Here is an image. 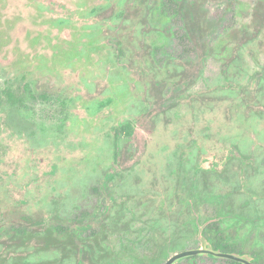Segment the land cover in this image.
<instances>
[{
    "label": "rangeland",
    "instance_id": "1",
    "mask_svg": "<svg viewBox=\"0 0 264 264\" xmlns=\"http://www.w3.org/2000/svg\"><path fill=\"white\" fill-rule=\"evenodd\" d=\"M197 169L211 172L186 184ZM263 190L264 0H0V227L41 219L84 238L123 203L108 264H162L203 238L229 250L191 230L159 259L151 239L168 222L246 203L226 242L257 262ZM5 237L0 264L60 255ZM67 257L87 264L85 252Z\"/></svg>",
    "mask_w": 264,
    "mask_h": 264
},
{
    "label": "trees",
    "instance_id": "2",
    "mask_svg": "<svg viewBox=\"0 0 264 264\" xmlns=\"http://www.w3.org/2000/svg\"><path fill=\"white\" fill-rule=\"evenodd\" d=\"M188 15L189 14L186 11L184 17L188 24H190L191 19ZM188 24H186V32L188 37H191L192 29L191 26ZM193 191V187L191 188V186L188 185L187 192L189 197L194 198ZM232 194L234 193L231 192V195ZM228 205L233 206V208H230L231 211H229ZM248 205L249 204L246 203L237 205V207L240 208L239 210L235 209L234 202L229 204L222 203L221 205L216 206L217 213L220 214L222 218L220 221L217 222H206L204 221V217H202L201 215L195 216V218H193L194 221L191 220L193 222H188L185 220L172 221L171 217H173L172 215L176 213H171L169 217L167 215L166 221H171L168 222V225L170 226L167 228L168 233L166 234V237H164V239L162 238L159 240L155 238L151 239V241L157 247H160L157 256H159V259L160 257H166L168 254L164 252V247H168L174 242L181 241L185 237L189 236L191 234V230L197 231L198 233L205 235L207 241L212 245H221L224 248L228 247L229 250H225L224 252L244 256L245 252L239 249L237 250L235 248L236 245L230 246L226 242V240L228 239V237L235 236L234 234L230 233L231 229L239 228L237 227L238 222L231 223V220H233V218H236L235 220L238 221L240 217L246 216L247 212L245 214L244 211H247L249 207ZM117 206L118 209L115 214H110L105 220H102V227H100L99 231L84 238L80 236L78 237L76 231H72L70 228H67L64 224L49 221V224L47 225L45 221L41 219H25V222H19L18 225L13 223L8 224L6 226L0 227V234L6 235L5 242H7V244L9 245L13 244L15 246H25L31 240L38 239L43 242V245H41L40 247L41 250H46L54 247L60 252L59 257L56 258V260H52L50 262H40L36 264H63V261L66 259V254L68 255L67 258H71L70 260H73L77 258V256H79V254L82 252L86 253L87 264H108L111 262L109 259L110 257H112L111 254L114 255V253L106 246V243L109 240L108 235L111 234L113 231L117 230L116 227L118 226V224H120L122 216L124 214L122 210L123 203H119ZM195 206L197 205L195 204ZM246 217H249V215ZM254 217L255 219H257L259 216L256 214L254 215ZM161 219H163V217ZM83 243L87 246H81ZM235 250H237V252H235ZM257 257V262H253H255L256 264H264V255L260 254ZM12 260V264H32L28 262V260H26V255L12 257ZM154 261L155 259H152V262ZM231 262L233 264H241L240 262L234 260H232Z\"/></svg>",
    "mask_w": 264,
    "mask_h": 264
},
{
    "label": "water",
    "instance_id": "3",
    "mask_svg": "<svg viewBox=\"0 0 264 264\" xmlns=\"http://www.w3.org/2000/svg\"><path fill=\"white\" fill-rule=\"evenodd\" d=\"M211 255L218 258H225L234 261H238L241 264H256L255 262L249 260L248 258L240 255H236L234 253L224 252V251H216L206 246L205 238L202 239V245L199 247L185 248L182 251H178L169 257L162 264H174L178 259L185 258L188 256L195 255Z\"/></svg>",
    "mask_w": 264,
    "mask_h": 264
},
{
    "label": "flooded vegetation",
    "instance_id": "4",
    "mask_svg": "<svg viewBox=\"0 0 264 264\" xmlns=\"http://www.w3.org/2000/svg\"><path fill=\"white\" fill-rule=\"evenodd\" d=\"M200 171H202L203 173H209V172H211V171H205V170H203V169H197V170H195V171H193V172H191L189 175H188V177H186L185 179H186V184H188V178H189V181H190V183H198V177H199V172ZM202 177H207V176H205V175H201ZM258 192V191H257ZM259 193V192H258ZM260 195H264V190H263V192L261 193H259ZM195 199L194 198H192V197H189L188 196V200H187V202H189L188 204L189 205H195L194 203H193V201H194ZM222 204V203H221ZM220 203H218V204H216V203H214V204H212V205H221ZM203 205H206V204H203ZM240 205V204H239ZM257 210H255V213H257L256 212ZM196 216H200V215H196ZM202 216V215H201ZM227 216V215H226ZM258 216H260V217H262V216H264L263 214H260V215H258ZM222 218H221V215L220 214H218L217 212H216V215L214 216V217H212V218H210V219H207V217H204V221H206V222H217V221H220ZM192 220L194 221V219L192 218ZM189 221V220H188ZM260 235H261V233H259Z\"/></svg>",
    "mask_w": 264,
    "mask_h": 264
}]
</instances>
